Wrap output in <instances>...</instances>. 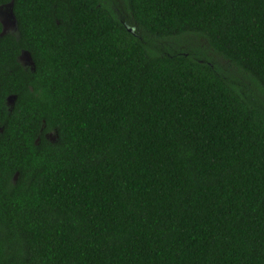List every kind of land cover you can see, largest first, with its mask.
<instances>
[{
	"label": "trees",
	"instance_id": "obj_1",
	"mask_svg": "<svg viewBox=\"0 0 264 264\" xmlns=\"http://www.w3.org/2000/svg\"><path fill=\"white\" fill-rule=\"evenodd\" d=\"M122 1L0 0V264H264V0Z\"/></svg>",
	"mask_w": 264,
	"mask_h": 264
},
{
	"label": "rangeland",
	"instance_id": "obj_2",
	"mask_svg": "<svg viewBox=\"0 0 264 264\" xmlns=\"http://www.w3.org/2000/svg\"><path fill=\"white\" fill-rule=\"evenodd\" d=\"M102 5L110 8L112 12L119 18V20L122 21L124 25H126V27L132 29V21L129 19L128 15L124 11L122 0H102ZM7 19V11L5 9H2L0 13V20L4 24V34L14 31V27H11L8 24L9 22L7 21ZM165 48L168 49V51H191L193 53L195 52L198 57L200 56L201 58L212 62L217 68L221 69L225 73L230 74L237 80L249 84L247 80L242 76V74L237 72L228 62L213 54V52L209 49L207 43L200 38H184L181 41L175 43L171 42L165 45ZM20 62L24 66L30 65V61L25 55L20 57Z\"/></svg>",
	"mask_w": 264,
	"mask_h": 264
},
{
	"label": "water",
	"instance_id": "obj_3",
	"mask_svg": "<svg viewBox=\"0 0 264 264\" xmlns=\"http://www.w3.org/2000/svg\"><path fill=\"white\" fill-rule=\"evenodd\" d=\"M11 7H12V4L9 3L7 5H4L2 7H0V13H1V10L2 9H5L7 11V21L9 22L8 24L11 26V27H15V20H14V17H13V14H12V11H11ZM0 24H1V28H2V32H1V35L4 34V27H3V22L0 20ZM23 55L27 56L28 60L30 61V58L29 56L26 54V53H22L20 57H22Z\"/></svg>",
	"mask_w": 264,
	"mask_h": 264
},
{
	"label": "flooded vegetation",
	"instance_id": "obj_4",
	"mask_svg": "<svg viewBox=\"0 0 264 264\" xmlns=\"http://www.w3.org/2000/svg\"><path fill=\"white\" fill-rule=\"evenodd\" d=\"M12 102H13V98H8L7 104L12 105Z\"/></svg>",
	"mask_w": 264,
	"mask_h": 264
}]
</instances>
